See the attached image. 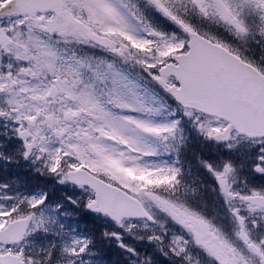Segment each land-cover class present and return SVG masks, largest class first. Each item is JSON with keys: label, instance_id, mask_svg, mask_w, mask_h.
<instances>
[{"label": "snow or ice", "instance_id": "6c2138e0", "mask_svg": "<svg viewBox=\"0 0 264 264\" xmlns=\"http://www.w3.org/2000/svg\"><path fill=\"white\" fill-rule=\"evenodd\" d=\"M0 264H264V0H0Z\"/></svg>", "mask_w": 264, "mask_h": 264}]
</instances>
